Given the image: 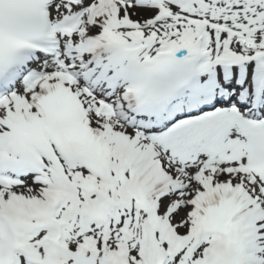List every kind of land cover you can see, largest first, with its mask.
<instances>
[{
  "label": "snow or ice",
  "instance_id": "6c2138e0",
  "mask_svg": "<svg viewBox=\"0 0 264 264\" xmlns=\"http://www.w3.org/2000/svg\"><path fill=\"white\" fill-rule=\"evenodd\" d=\"M0 264H264V0H0Z\"/></svg>",
  "mask_w": 264,
  "mask_h": 264
}]
</instances>
